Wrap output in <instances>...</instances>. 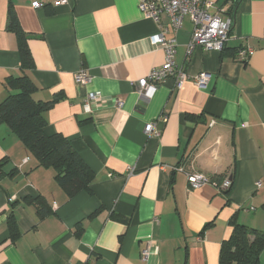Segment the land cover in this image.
I'll return each mask as SVG.
<instances>
[{
    "label": "crops",
    "instance_id": "0c3cea01",
    "mask_svg": "<svg viewBox=\"0 0 264 264\" xmlns=\"http://www.w3.org/2000/svg\"><path fill=\"white\" fill-rule=\"evenodd\" d=\"M33 1L0 0V102L15 93L6 80L23 73L36 87L33 100L59 96L43 131L67 138L94 179L90 191L68 197L54 170L38 166L0 123V264H219L233 214L264 228V0H239L222 51L190 52L191 21L175 29L162 14L158 24L138 0ZM10 9L32 57L24 72ZM160 31L174 39L175 64L188 78L141 95L135 82L164 62L150 42ZM244 45L254 52L239 61ZM81 69L90 76L84 84L74 79ZM199 72L211 74L204 88L194 83ZM93 91L101 100L85 113ZM148 122L158 137L145 134ZM181 168L228 178L229 194L212 179L189 189Z\"/></svg>",
    "mask_w": 264,
    "mask_h": 264
},
{
    "label": "trees",
    "instance_id": "16d2710c",
    "mask_svg": "<svg viewBox=\"0 0 264 264\" xmlns=\"http://www.w3.org/2000/svg\"><path fill=\"white\" fill-rule=\"evenodd\" d=\"M227 2H230L227 13L232 18L239 0H221L218 5ZM8 27L17 37L22 71L30 70L33 62L27 45V35L20 28L12 9L8 15ZM6 85L15 93H10L0 102V123L8 125L17 135L36 159L38 166L54 170V179L68 197L81 191H90L94 172L73 149L67 138L59 133L47 135L43 131L46 124L44 113L59 96L48 101L33 100L31 95L36 87L26 73L7 79ZM211 179L220 184L222 177L218 175ZM229 191L227 189L222 192L228 195ZM12 205L13 203L11 207ZM229 224L232 231L221 243L219 264H260L259 255L264 247V228L257 230L247 226L238 220L236 214L232 215ZM9 225L13 230L15 222L12 211L9 213Z\"/></svg>",
    "mask_w": 264,
    "mask_h": 264
},
{
    "label": "built area",
    "instance_id": "2783aa9c",
    "mask_svg": "<svg viewBox=\"0 0 264 264\" xmlns=\"http://www.w3.org/2000/svg\"><path fill=\"white\" fill-rule=\"evenodd\" d=\"M65 2L66 0H55L52 5L57 6ZM229 5V2L218 5L213 0H138L139 10L158 24L162 14H167L175 29L181 26L184 17L191 21L193 29L188 44V52L195 46H200L206 51H221L224 48L230 37L232 23V18L227 13ZM32 6L40 7L42 3L35 0L32 2ZM150 42L163 50L164 62L159 67L151 68L144 77L135 82L137 92L149 96L155 90L157 84L167 78H172L176 88L179 89L188 78V75L183 68L175 64L174 39H166L164 31H160L150 37ZM253 52L254 50L251 47L244 45L238 48L235 58L239 61H245ZM210 77L209 72H199L193 79L197 87L204 88ZM74 79L76 82L84 84L89 81L90 76L85 70L81 69L74 74ZM100 100L101 94L98 91L88 92L83 100V112L91 113ZM115 104L120 106L121 102L115 101ZM165 120L166 116H162L161 121ZM160 131L161 129L156 127L154 122H148L144 127V132L149 137H158ZM180 170L186 174L189 189L197 188L205 183L215 184L210 178L202 174L187 172L183 168ZM230 185V180L224 178L219 185V190H227ZM143 256L146 257V252L143 253Z\"/></svg>",
    "mask_w": 264,
    "mask_h": 264
}]
</instances>
